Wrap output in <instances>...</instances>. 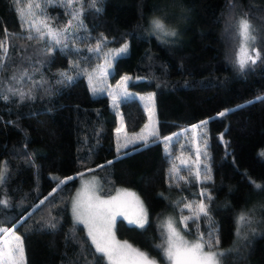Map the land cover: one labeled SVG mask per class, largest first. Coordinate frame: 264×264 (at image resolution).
<instances>
[{
	"label": "trees",
	"instance_id": "obj_1",
	"mask_svg": "<svg viewBox=\"0 0 264 264\" xmlns=\"http://www.w3.org/2000/svg\"><path fill=\"white\" fill-rule=\"evenodd\" d=\"M35 2L0 0V43L7 48L6 55L0 48V169L6 164L0 199L8 201L0 205V227H14L21 236L26 264H107L71 217L70 198L89 174L101 182L100 196L127 187L141 197L144 227L117 218L114 228L158 261H168L161 213L179 220L185 204L203 201L209 215L189 219L185 234L218 239L221 264H264V191L256 188L264 186V100L257 99L264 97V62L241 70L233 32L247 15L264 35V0H99V12L84 7L83 27L66 41L68 48L24 38L36 34L19 10ZM40 2L37 19L51 27L63 29L72 18L65 0ZM157 17L177 36L154 32ZM102 37L107 44L97 57L87 49ZM124 43L128 51L112 60L109 75L112 82L131 78V96L117 106L123 127L140 131L147 118L135 96L152 94L156 134L118 151L109 95H92L86 74L103 53ZM193 125H201L206 138L210 180L185 170L177 179L170 174L180 136ZM176 134L168 144L165 138ZM60 180L67 183L58 188ZM44 197L49 200L36 208ZM241 212L250 214L251 224H237Z\"/></svg>",
	"mask_w": 264,
	"mask_h": 264
},
{
	"label": "snow or ice",
	"instance_id": "obj_2",
	"mask_svg": "<svg viewBox=\"0 0 264 264\" xmlns=\"http://www.w3.org/2000/svg\"><path fill=\"white\" fill-rule=\"evenodd\" d=\"M17 2H23V0H17ZM44 3H47L48 0H43ZM99 0H76V4H73V0H65L66 6L72 8L70 13L71 19L65 25L63 29H55L43 20H38L39 15H43V9L41 6L40 0L36 2L28 3L26 10L24 8L19 10V15L22 19H25V22L28 24L29 32H35V36L29 34L24 37L28 40L37 39L43 41L46 38L49 39L54 45H63V48H68L66 41L70 37L75 36V30L77 28L83 27V9L85 6L94 9L96 12L101 11L97 7ZM234 7V5H233ZM34 9L36 11H34ZM31 16L32 20H27L26 17ZM73 21L76 23L74 24ZM152 29L154 32L158 33L161 37H175L177 32L168 27L167 22L162 17H157L151 21ZM233 32L238 41L239 47L237 51L236 63L238 64L241 70H244L249 65H255L257 62H264V56L261 53V46H264V35H261L256 27L250 22V18L247 15L240 17L234 27ZM83 39V38H81ZM259 41V44H258ZM107 44V37H102L101 40H98L95 44V47H89L88 52L94 53L97 57L102 53V48ZM128 44L124 43L118 50H109L108 52L103 53L104 64L98 65L94 69L93 73L88 74V81L90 85H93V80L98 79L100 82H103V79L110 75L109 69L112 68V60L116 57L126 54L128 51ZM0 48L4 49L5 55L7 54V48L4 43H0ZM79 51V49H75ZM74 67H79V64L74 65ZM82 72L86 69H81ZM99 73V76L95 74ZM61 76L68 83L73 82L74 77L68 75L67 72H62ZM131 78L124 76L121 78V81L117 85V89H123L119 94L113 90L109 94L112 95L113 104L118 106L117 101L120 96L124 100H127L129 93L126 91L127 82ZM64 80L60 81L61 83ZM91 90L95 94L98 89L95 86L91 87ZM102 91V89H100ZM21 97L25 96V93H20ZM6 99L7 97H2ZM145 99V98H141ZM148 101H152L153 97L149 96L146 98ZM259 100H264V97H258ZM252 103V102H249ZM243 107V106H241ZM146 110L149 112L150 124L145 125V129L151 127L152 117L154 115V105L152 108L146 106ZM219 115H225L224 112H221ZM207 121H202L201 125H206ZM201 125H194L193 130L200 128ZM117 131V150L121 147L126 148L129 144H134L137 139L147 141L146 135H139L129 138L127 134L124 135V142L120 143V133L124 131L123 129V120L121 119V127L116 129ZM156 132L153 130L149 132V135H155ZM168 141H171L172 137L165 138ZM147 146V145H146ZM200 150L197 148V159L199 160ZM204 155H207L205 152ZM112 163L111 161L108 162ZM183 163V161H182ZM100 167H103L101 165ZM207 169V166H205ZM92 171V170H90ZM173 171H178L173 169ZM210 171V170H209ZM5 173H6V164L3 169H0V185L5 182ZM83 176V173L80 174ZM196 176L199 179L200 172L199 167H197ZM73 179L69 177L68 180ZM205 179L210 180L211 176L206 175ZM67 183V180H60L58 188L63 184ZM97 181L95 178L91 182H86L80 192L77 193L76 198L72 203V214L74 218V224L83 225L87 229V236L91 240V244L95 247L96 253H99L101 257L105 258L107 264H156V261L149 258V256L140 251L137 248H134L127 241L121 242L116 239L115 236V221L118 215H123V209L128 206L129 201L123 199V197H132L135 199V202L140 207L139 218L135 221L129 220V223H135L139 227L143 228L146 222V213L143 210V205L139 201L138 197H135L134 193L123 192L118 193L117 196L111 197L110 199H102L97 195ZM256 188L264 191V186L256 185ZM56 189H54V192ZM206 193H202L205 195ZM53 193L49 194L51 197ZM49 197H44L40 200L39 204L36 205V208H39L41 205H44L46 201L49 200ZM210 199V197H208ZM8 201L0 199V205L7 206ZM190 211L193 212L192 216L184 217L181 220V223L187 227V221L189 219L198 220L200 216L207 217L209 215L207 205L202 201L196 205L195 209L191 204L185 205ZM31 213H29V216ZM26 219V218H25ZM251 217L248 212H241L237 218V224L243 226L246 224H251ZM52 227H55L53 224ZM166 246L162 248L164 256L170 262V264H221L220 258L225 254L222 252L213 251L214 246L219 245V240H212L209 238L205 240L204 235L200 234L196 241L190 242L181 235V232L175 227L174 221L171 218L166 222ZM239 230V229H238ZM205 248L208 250L205 251ZM0 264H26V254L21 236L16 234L15 228L0 227Z\"/></svg>",
	"mask_w": 264,
	"mask_h": 264
},
{
	"label": "rangeland",
	"instance_id": "obj_3",
	"mask_svg": "<svg viewBox=\"0 0 264 264\" xmlns=\"http://www.w3.org/2000/svg\"><path fill=\"white\" fill-rule=\"evenodd\" d=\"M120 47H117L115 50H118ZM102 64H104V58H103V60L100 63L96 64L95 67H93L90 71H88V73L86 74V78L88 77V74L93 73L94 69H96L98 65H102ZM111 69H109V71H111ZM95 75L99 76V73H96ZM109 77L110 76L107 75L103 79V82H100L98 79H94L93 80V85L89 84V81H88V78H87V85H88V88L90 89L92 95H96V94H108L109 95L112 109L114 110V112L116 114V120H117V126L115 128V131H116L117 128L121 127V115H120V112H119V109L117 108V106L113 104L112 95H110L109 93L112 92L113 90H115L118 94L123 91V89H117V85L121 81V78L124 77V76L120 77L115 82H112ZM92 86H95L98 89V91L95 94L91 90ZM100 89H102V91ZM126 91H127V93L130 94L129 95V97H130L131 96V92L128 91L127 88H126ZM149 96L153 97L152 94H147V93H140V94L135 96L136 99L141 103V106L143 108V111H144V113L146 115L147 120L142 125L140 131H138L136 133H131L130 134L123 127L124 131L120 133V140H119L120 143L124 142L125 133L127 134V136L129 138H132L134 136H139V135L143 134V135H146L147 139H148L149 137L153 136V135H149V132H151L153 130L156 132V129H155L156 118H155L154 115L152 117L151 127L149 129H147V130L145 129V125L150 124L149 112L146 110V106L148 108H152L153 105H154V97H153L152 101H148L146 99ZM142 97L145 98V99H141ZM121 98H123V97L120 96L118 98L117 104H118V102H119V100ZM154 111H155V107H154ZM193 126H190L189 130L183 131L182 135L180 136V139H181L180 151L178 152V154L175 157H173L171 159L172 164H171L170 174H171L172 178H174V179H177V177H179L181 175V172H180L181 170L190 171L193 174H195V176H196L197 167H199L200 177H199V179L198 178L197 179H198V181L199 180H205L206 174H204V172L206 171L205 170V166H207V163H206L207 155H204V153L205 152L207 153V148H206L207 142H206V138H205V135L203 134L202 130H199V128H196L195 130H193ZM176 140H178L177 139V134L174 137H172L171 141H167V142L169 144V143L175 142ZM142 141L143 140L137 139L135 143L142 142ZM115 142H116V144H118L117 131L115 132ZM129 145H131V144H129ZM121 148H123V147H121ZM197 148H199V150H200L199 160L197 159ZM166 149H168V146L166 147ZM182 161H183V163H182ZM174 168L177 169L178 171H173ZM93 178H95V180L98 182L97 183V189H98L97 190V195L100 196L99 191H100L102 186H101V182L99 181L98 177L94 176L92 174H89L88 176H83L80 179V182L78 184V188L74 191V193L72 194V196L70 198L71 199L70 209H71V217H72V219H74L73 218V214H72V203H73V200L76 198L77 193L81 191L82 186L86 182H91L93 180ZM125 191L134 193L135 197L139 198V201L143 205V210L146 213V222H147V220H148L147 207L143 203L141 197L136 193V191L134 189L132 190V189L127 188V187H122V188L118 187V188L115 189V191L111 195H109V196H102L101 195L100 197L102 199H110L111 197L117 196L118 193H123ZM122 198L123 199H127L129 201V203H128V206L122 210L124 214L123 215H118L116 217V219L117 218H123L128 223H129V220H133V221L137 220L139 218V215H140V207H139V205L136 204L135 199L132 198V197H123V196H122ZM199 203L200 202H198L196 204H191L193 206V209H195L196 205H198ZM185 205H187V204H185ZM185 205L183 206V210L184 211H181V213H180L181 215L179 217V220L175 216L171 215L170 213H163V214L161 213V216L158 218V223H159V226H161V230H162L163 247L166 246L165 241H166V236H167L165 225H166V222L170 218H171L172 221H174L175 227L177 228V230H179L181 232V235H183L186 240H188L190 242H194L200 236V235H197V237H188L185 234V232H184V228H186V227H185V225L183 223H181V220L184 217H188V216H192L193 215V212L190 211L188 208H186ZM146 222H145V224H146ZM130 224L135 225V223H130ZM85 230L87 232L86 228H85ZM114 231H115V236H116L117 240H119L121 242L127 241L134 248H137L140 251L145 252L149 256L150 259L156 261V264H170L169 261H167L166 263H162V262L158 261L153 256L149 255L144 249H141L138 246L133 245L128 239H126V238L123 239V238H120L119 236H117L115 228H114ZM16 234L19 235L18 233H16ZM204 238H205V240L209 239V238H206V237H204ZM207 250L208 249L205 248V251H207ZM212 250L213 251H217V252H222L224 249L220 248L219 246H214V248Z\"/></svg>",
	"mask_w": 264,
	"mask_h": 264
}]
</instances>
